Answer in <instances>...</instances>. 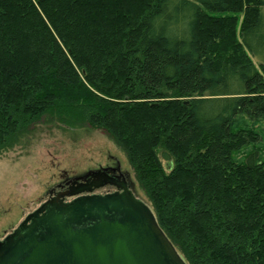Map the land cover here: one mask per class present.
Masks as SVG:
<instances>
[{"label":"trees","instance_id":"obj_1","mask_svg":"<svg viewBox=\"0 0 264 264\" xmlns=\"http://www.w3.org/2000/svg\"><path fill=\"white\" fill-rule=\"evenodd\" d=\"M39 124L104 131L185 264H264V0H0V155Z\"/></svg>","mask_w":264,"mask_h":264},{"label":"water","instance_id":"obj_2","mask_svg":"<svg viewBox=\"0 0 264 264\" xmlns=\"http://www.w3.org/2000/svg\"><path fill=\"white\" fill-rule=\"evenodd\" d=\"M110 179L107 169L74 177L75 188L41 203L0 240V264H185L125 179L120 192L94 193Z\"/></svg>","mask_w":264,"mask_h":264},{"label":"rangeland","instance_id":"obj_3","mask_svg":"<svg viewBox=\"0 0 264 264\" xmlns=\"http://www.w3.org/2000/svg\"><path fill=\"white\" fill-rule=\"evenodd\" d=\"M116 163L147 202L125 153L104 131L37 125L21 145L0 155V240L46 200L50 188Z\"/></svg>","mask_w":264,"mask_h":264},{"label":"flooded vegetation","instance_id":"obj_4","mask_svg":"<svg viewBox=\"0 0 264 264\" xmlns=\"http://www.w3.org/2000/svg\"><path fill=\"white\" fill-rule=\"evenodd\" d=\"M100 169H107V173L112 178V179H110V182L112 183V185L108 184V185H106L100 189L95 190L94 191L95 194L105 195V194L120 192V190L118 191L117 188H121L123 179H125V182H126L128 188L130 186H132L134 188V184L131 183L129 175L126 174L125 172L121 171L118 163H116L115 165L107 166L105 168H100ZM72 179L73 178L64 180L60 184L52 187L53 188L52 195L50 197L47 195L46 200H49V199L55 197L56 194H58V193H65V192H68L70 189L75 188L76 184L72 185V183L74 182V181H72ZM134 190H135V188H134ZM72 199L73 198L65 197L64 201L68 202V201H71Z\"/></svg>","mask_w":264,"mask_h":264}]
</instances>
